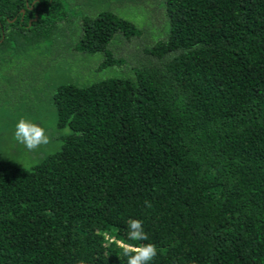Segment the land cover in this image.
I'll use <instances>...</instances> for the list:
<instances>
[{
  "label": "trees",
  "instance_id": "obj_1",
  "mask_svg": "<svg viewBox=\"0 0 264 264\" xmlns=\"http://www.w3.org/2000/svg\"><path fill=\"white\" fill-rule=\"evenodd\" d=\"M133 218L152 264H264V0H0V264H127Z\"/></svg>",
  "mask_w": 264,
  "mask_h": 264
},
{
  "label": "clouds",
  "instance_id": "obj_2",
  "mask_svg": "<svg viewBox=\"0 0 264 264\" xmlns=\"http://www.w3.org/2000/svg\"><path fill=\"white\" fill-rule=\"evenodd\" d=\"M49 133L50 129L43 122L21 117L17 120L12 135L17 144L31 153L38 149L50 150L54 146L53 137ZM126 237L132 243H117L123 247L122 252L127 258V264H152L158 254V248L150 240L141 219L133 218L128 221Z\"/></svg>",
  "mask_w": 264,
  "mask_h": 264
},
{
  "label": "rangeland",
  "instance_id": "obj_3",
  "mask_svg": "<svg viewBox=\"0 0 264 264\" xmlns=\"http://www.w3.org/2000/svg\"><path fill=\"white\" fill-rule=\"evenodd\" d=\"M161 12V11H160ZM154 15H155V17H156V15H158V16H160V15H162V12H161V14L160 13H157L156 11L154 12ZM162 17V16H161ZM161 17H159L160 19H161ZM153 18H154V16H153ZM137 45V42H131V43H126V45H124L126 48H132L133 46L136 48V45ZM136 52H137V50H136ZM100 58L99 57H96L95 59H89L88 61H86L87 62V64H97V66L99 65V63L101 62V59L99 60ZM99 60V61H98ZM98 78V77H97ZM96 78V79H97ZM95 79V80H96Z\"/></svg>",
  "mask_w": 264,
  "mask_h": 264
}]
</instances>
